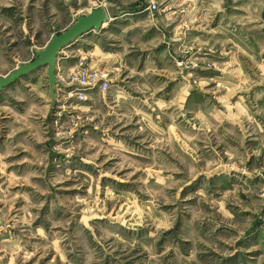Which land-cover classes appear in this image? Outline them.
Instances as JSON below:
<instances>
[{
    "label": "rangeland",
    "instance_id": "rangeland-1",
    "mask_svg": "<svg viewBox=\"0 0 264 264\" xmlns=\"http://www.w3.org/2000/svg\"><path fill=\"white\" fill-rule=\"evenodd\" d=\"M150 1L0 0V78L146 22L65 49L55 105L46 68L0 95V264H264V0Z\"/></svg>",
    "mask_w": 264,
    "mask_h": 264
},
{
    "label": "water",
    "instance_id": "water-1",
    "mask_svg": "<svg viewBox=\"0 0 264 264\" xmlns=\"http://www.w3.org/2000/svg\"><path fill=\"white\" fill-rule=\"evenodd\" d=\"M109 20L107 10L103 7L93 9L89 14L77 17L75 23L65 31L55 34L45 49L36 51V58L28 63L20 64L16 69L0 78V95L7 87L15 84L21 79L28 78L32 73L47 69L50 94L53 98L52 105L57 102V64L60 53L71 47L85 34L101 30Z\"/></svg>",
    "mask_w": 264,
    "mask_h": 264
},
{
    "label": "crops",
    "instance_id": "crops-1",
    "mask_svg": "<svg viewBox=\"0 0 264 264\" xmlns=\"http://www.w3.org/2000/svg\"><path fill=\"white\" fill-rule=\"evenodd\" d=\"M92 11V10H91ZM90 11V12H91ZM89 12V13H90ZM89 13H87V14H89ZM107 13H108V17H109V22H107L106 23V28H109V25H115V23H117V24H119V23H134V22H136V21H139V22H144V23H146L145 22V20H142L143 18H137V17H135V16H133V15H122V16H119V17H114V18H111V16L109 15V12L107 11ZM147 21H149V20H147ZM65 31V30H64ZM110 35H113V37L111 38L112 40H110V42H109V40H107V42H106V51H105V54H106V57L107 58H110V56H116V53L117 52H119L120 53V51L121 50H124V48L126 47V43H125V41L120 37L121 35H125L124 33H123V30H122V32H120V33H118L117 35H115L114 33H111ZM190 35V34H189ZM149 38V37H148ZM147 38V39H148ZM108 39H109V37H108ZM132 40V39H131ZM151 43V42H150ZM135 44L134 43H130L129 44V47L130 48H133V47H135L134 46ZM73 46V45H72ZM68 49V48H67ZM66 49V50H67ZM112 50V51H109V50ZM65 50H63L61 53H60V58L58 59V64H57V69H58V67H59V65H61V64H66L67 62H69V61H67V59L68 58H66V59H64L65 61H60L61 60V54L64 52ZM112 63H114V61L112 62ZM109 64V63H108ZM51 95V94H50Z\"/></svg>",
    "mask_w": 264,
    "mask_h": 264
},
{
    "label": "built area",
    "instance_id": "built-area-1",
    "mask_svg": "<svg viewBox=\"0 0 264 264\" xmlns=\"http://www.w3.org/2000/svg\"><path fill=\"white\" fill-rule=\"evenodd\" d=\"M158 7L159 5L155 1L151 0L148 9L154 11L157 10ZM81 63L82 62H80V64ZM85 78L86 81L84 80ZM76 79L78 80L79 83L87 87L95 88L98 86L100 89L104 91H107L110 88V82L106 79V76L100 78L97 74L88 73L87 70L84 75L79 74ZM80 97H82V95H80Z\"/></svg>",
    "mask_w": 264,
    "mask_h": 264
}]
</instances>
